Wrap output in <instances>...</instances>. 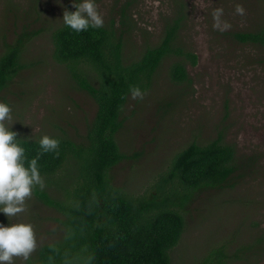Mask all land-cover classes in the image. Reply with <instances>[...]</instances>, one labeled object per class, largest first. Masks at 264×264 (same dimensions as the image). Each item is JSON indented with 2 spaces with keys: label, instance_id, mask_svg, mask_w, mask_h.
Returning a JSON list of instances; mask_svg holds the SVG:
<instances>
[{
  "label": "rangeland",
  "instance_id": "rangeland-1",
  "mask_svg": "<svg viewBox=\"0 0 264 264\" xmlns=\"http://www.w3.org/2000/svg\"><path fill=\"white\" fill-rule=\"evenodd\" d=\"M95 3L103 26L121 38L123 63L157 45L175 18L181 21L174 45L196 56L195 64L186 60L190 81L170 79V65L178 60L172 54L161 62L142 99L128 96L116 133L125 157L108 172L109 183L132 196L151 192L157 176L188 143L219 138L234 147L242 170L221 188L195 192L183 208L185 226L170 250L171 264H193L213 248H223L225 264H264V48L233 37L264 26V0ZM65 9L74 11L72 0H0V55L8 45L23 44L22 67L0 94L11 107L10 130L17 138L48 135L83 143L94 117L95 100L78 87L67 64L52 56V32L62 25ZM83 66L95 75L90 65ZM44 186L51 196H61L53 184ZM61 219L33 190L24 212L9 219L0 213V224L25 222L34 230L35 250L26 261L15 257L14 264H32L40 245L60 240ZM246 245L260 256L243 250L236 260V248Z\"/></svg>",
  "mask_w": 264,
  "mask_h": 264
},
{
  "label": "trees",
  "instance_id": "trees-1",
  "mask_svg": "<svg viewBox=\"0 0 264 264\" xmlns=\"http://www.w3.org/2000/svg\"><path fill=\"white\" fill-rule=\"evenodd\" d=\"M180 21L167 24L159 43L128 64L123 63L121 38L110 28L77 33L62 23L52 32L53 58L67 64L78 87L95 100L96 111L83 143L51 136L58 139V150L41 152L39 139L17 138L25 149V166L39 153L37 166L45 185L61 192L54 197L45 186L33 187L38 200L62 215L63 234L57 242L40 245L32 264H171L170 250L185 226L182 211L195 192L221 188L235 170H242L237 153L235 164L234 147L217 138L183 147L157 176L151 192L132 196L109 183L108 172L125 157L116 133L130 89L146 91L161 62L172 54L178 60L170 65V79L190 81L186 60L195 64L196 56L174 45ZM233 37L264 48V26L234 32ZM22 46L21 41L8 45L0 55V94L22 67ZM84 64L92 67L94 76ZM243 250L260 256L246 245L236 248V260L243 258ZM225 258L223 248H213L193 264H225Z\"/></svg>",
  "mask_w": 264,
  "mask_h": 264
},
{
  "label": "clouds",
  "instance_id": "clouds-1",
  "mask_svg": "<svg viewBox=\"0 0 264 264\" xmlns=\"http://www.w3.org/2000/svg\"><path fill=\"white\" fill-rule=\"evenodd\" d=\"M72 5L74 11H63L65 26L77 33L103 27L104 20L97 11L95 0H80L79 3L72 0ZM236 11L243 15L242 7H237ZM221 12L218 9L215 15L218 17ZM143 95L139 87L130 89L134 100L142 99ZM13 122L11 107L0 101V213L8 219L25 211V201L31 198L34 186L44 187L37 166L39 153L25 166V149L17 142V133L10 130ZM38 144L41 152H56L59 147L58 139L48 135L41 136ZM35 248L36 238L30 223L0 224V264H14L15 257L26 261Z\"/></svg>",
  "mask_w": 264,
  "mask_h": 264
}]
</instances>
